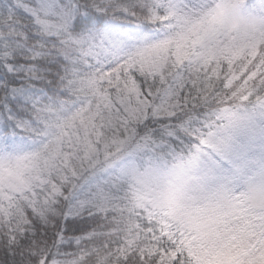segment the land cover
I'll return each mask as SVG.
<instances>
[{
  "label": "snow or ice",
  "instance_id": "1",
  "mask_svg": "<svg viewBox=\"0 0 264 264\" xmlns=\"http://www.w3.org/2000/svg\"><path fill=\"white\" fill-rule=\"evenodd\" d=\"M0 264H264V0H0Z\"/></svg>",
  "mask_w": 264,
  "mask_h": 264
}]
</instances>
